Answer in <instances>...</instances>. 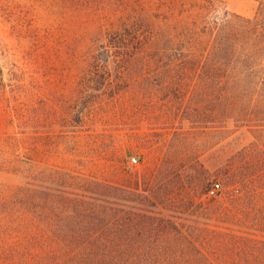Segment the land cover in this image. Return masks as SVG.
Wrapping results in <instances>:
<instances>
[{
	"label": "trees",
	"instance_id": "obj_1",
	"mask_svg": "<svg viewBox=\"0 0 264 264\" xmlns=\"http://www.w3.org/2000/svg\"><path fill=\"white\" fill-rule=\"evenodd\" d=\"M29 1L48 22L33 26L30 9L19 10L16 19L28 26L18 33L72 42L83 60L118 64L121 83L103 84L112 97L137 96L154 79L145 89L171 93L159 102L189 114L191 129L264 135V0L253 15L220 0ZM6 152L0 264H264V138L225 151L196 190L197 209L193 197L179 196L163 206L171 214L151 200L152 184L84 177L85 193L74 192V170ZM182 171L200 180L193 164Z\"/></svg>",
	"mask_w": 264,
	"mask_h": 264
},
{
	"label": "rangeland",
	"instance_id": "obj_2",
	"mask_svg": "<svg viewBox=\"0 0 264 264\" xmlns=\"http://www.w3.org/2000/svg\"><path fill=\"white\" fill-rule=\"evenodd\" d=\"M220 1L228 10L245 15H253L258 7V0ZM30 3L0 0V149L11 158L31 159L39 168L74 170V192H84L89 185L84 177L141 188L152 184L157 194L151 200L171 214L174 210L163 206L170 208L171 199L179 196L193 197L190 201L197 209L203 197L196 190L203 180L213 178L209 171L225 151L264 138L247 128L225 138L226 133L216 127L191 129L189 114L181 118L159 102L171 93L150 94L145 89L154 79L145 81L137 96L112 97L103 84L107 77L121 83L115 77L118 64L83 60L74 53L72 42L59 44L18 33L28 26L16 19L19 10L30 9L33 26L48 22L43 10L29 7ZM189 164L200 180L193 181L182 171ZM3 171L0 179L8 176ZM178 172L185 181L176 177ZM129 198L146 202L139 196Z\"/></svg>",
	"mask_w": 264,
	"mask_h": 264
},
{
	"label": "built area",
	"instance_id": "obj_3",
	"mask_svg": "<svg viewBox=\"0 0 264 264\" xmlns=\"http://www.w3.org/2000/svg\"><path fill=\"white\" fill-rule=\"evenodd\" d=\"M133 159L135 160V157H133ZM218 185H215V187H213V189L211 190L212 192L215 191L217 189Z\"/></svg>",
	"mask_w": 264,
	"mask_h": 264
}]
</instances>
